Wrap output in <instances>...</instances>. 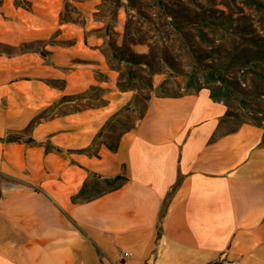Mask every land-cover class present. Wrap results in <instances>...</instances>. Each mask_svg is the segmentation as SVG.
Masks as SVG:
<instances>
[{
  "label": "crops",
  "instance_id": "0c3cea01",
  "mask_svg": "<svg viewBox=\"0 0 264 264\" xmlns=\"http://www.w3.org/2000/svg\"><path fill=\"white\" fill-rule=\"evenodd\" d=\"M127 4L0 0V264H264V128L160 93Z\"/></svg>",
  "mask_w": 264,
  "mask_h": 264
},
{
  "label": "rangeland",
  "instance_id": "374dc122",
  "mask_svg": "<svg viewBox=\"0 0 264 264\" xmlns=\"http://www.w3.org/2000/svg\"><path fill=\"white\" fill-rule=\"evenodd\" d=\"M127 5L133 10L127 44H146L148 73L167 71L163 93L181 92L189 83L190 89L215 87L221 83L214 80L218 69L228 85L222 100L232 123L253 121L264 128V94L257 92L253 72L264 76V59L256 54L244 64L264 50V0H128ZM127 44L119 55L131 60ZM137 85L144 89L146 80ZM144 98L137 97L138 107L126 113L120 129L139 116Z\"/></svg>",
  "mask_w": 264,
  "mask_h": 264
},
{
  "label": "trees",
  "instance_id": "16d2710c",
  "mask_svg": "<svg viewBox=\"0 0 264 264\" xmlns=\"http://www.w3.org/2000/svg\"><path fill=\"white\" fill-rule=\"evenodd\" d=\"M259 5V4H258ZM259 7H262V6H260L259 5ZM263 46H264V43H263ZM256 54H260L259 55V57H261L262 59H264V50H260V51H256L255 53H254V55H251V59H246L245 60V62H244V64H248V63H250V62H252L253 61V59L255 58V55ZM131 56H132V58H131V56H130V58H131V60L130 59H128V60H130L131 62H138V63H144V64H146L147 66H149V62H148V59H147V55L146 54H140V55H137V54H130ZM118 56V55H117ZM136 59V60H135ZM135 60V61H134ZM258 64H261V63H258ZM256 65L257 67L258 66H260V65ZM215 72H217L218 73V77H216V78H214V80H218V81H220L221 83L219 84V85H216L215 87H206V88H208L209 89V92H210V96L213 98V99H215V100H221V101H223L222 100V97H224V96H226V95H229V91H228V85H226V83H225V81H226V78L224 77V75H220L221 73V71L220 70H216ZM254 72V74H255V76L259 79V84L258 85H256L255 87H257L258 88V90H257V92L259 93V94H264L263 92V90H264V76H262V74L261 73H259L258 71H253ZM124 86H126V85H124ZM191 87V85H190V83L189 84H187L186 85V88L188 89V88H190ZM160 93H163V91H164V84H161V86L159 87V90H158ZM224 102V101H223ZM225 103V102H224ZM143 104H144V102H142V104H141V106L143 107ZM225 105L227 106V104L225 103ZM254 123H256V122H254ZM256 124H258V123H256ZM259 125V124H258ZM117 136V135H116ZM115 136V137H116ZM10 139H12L13 137L12 136H10L9 137ZM114 141V140H113ZM114 145H115V143L113 142V143H110L109 144V147L110 148H114ZM122 178L120 177V176H117V177H115V178H113V179H105L104 180V182L109 186V187H116V185H117V183H118V181L119 180H121Z\"/></svg>",
  "mask_w": 264,
  "mask_h": 264
},
{
  "label": "built area",
  "instance_id": "2783aa9c",
  "mask_svg": "<svg viewBox=\"0 0 264 264\" xmlns=\"http://www.w3.org/2000/svg\"><path fill=\"white\" fill-rule=\"evenodd\" d=\"M129 255H130L129 252H127V251H122V252L120 253V262H121L124 258L128 257ZM114 264H119V263H114Z\"/></svg>",
  "mask_w": 264,
  "mask_h": 264
}]
</instances>
